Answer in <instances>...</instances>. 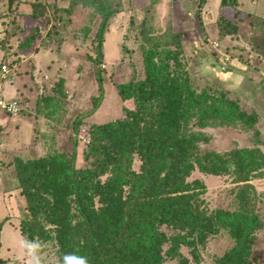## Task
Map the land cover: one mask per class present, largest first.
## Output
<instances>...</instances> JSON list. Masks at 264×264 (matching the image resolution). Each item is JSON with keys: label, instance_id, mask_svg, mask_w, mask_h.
Masks as SVG:
<instances>
[{"label": "rangeland", "instance_id": "374dc122", "mask_svg": "<svg viewBox=\"0 0 264 264\" xmlns=\"http://www.w3.org/2000/svg\"><path fill=\"white\" fill-rule=\"evenodd\" d=\"M74 1L19 0L10 6L15 5L14 9L7 7L6 0L0 1V100L14 99L19 106L16 115L0 109V220L5 218L0 221V264H73L50 225H38L47 233L45 238L36 236L28 242L21 235L26 203L16 179L17 167L55 153L68 160L79 116L83 118L76 165L82 166L89 126L120 118L125 109L135 107L132 99L121 98L118 85L144 76L142 20L146 32L179 33L181 63L198 89L224 90L255 116L252 127L235 123L203 128L206 141L201 149L224 153L229 171L194 170L186 178L202 181L200 200L208 211L240 209L249 213L250 220L241 229L220 228L203 242L196 237L190 245L180 246L181 258L166 257L162 263L222 264L220 259L235 245L234 232L236 250L242 242L248 244L243 264H264V27L258 28V22L246 16L249 12L264 17V0H238L236 8L245 14L242 29L225 37L218 36L214 22L221 15L231 23L236 18L234 10H219V0H204L202 6L199 0H112L121 6L117 5L119 11L104 31L100 64L104 97L92 112L93 98L99 92L93 42L100 16ZM33 4L44 13L31 16ZM33 33L31 45L22 47ZM140 163L135 157L134 170ZM164 226L162 230L169 235L171 230Z\"/></svg>", "mask_w": 264, "mask_h": 264}, {"label": "trees", "instance_id": "16d2710c", "mask_svg": "<svg viewBox=\"0 0 264 264\" xmlns=\"http://www.w3.org/2000/svg\"><path fill=\"white\" fill-rule=\"evenodd\" d=\"M18 2L6 0L9 9ZM74 2L93 8L100 16L93 42L99 92L93 98L92 112L104 97L100 70L104 31L121 2ZM198 3L202 6L204 0ZM238 3L219 0V10H234L236 19L231 23L227 16H218L214 22L218 36L241 31L245 14L236 8ZM32 6L31 16L44 13ZM252 15L246 12L258 22V28L264 27V17ZM143 22L140 50L144 76H133L118 85L121 98L132 99L135 107L125 109L120 118L89 126L82 166L76 165L77 134L83 118L79 116L68 160L55 153L17 167L16 179L26 203L21 235L28 242L36 236L45 238L47 233L37 228L43 223L50 225L53 237L73 264H80L81 258L86 264H164L166 257L181 258L180 246L190 245L194 238L203 242L220 228L241 229L250 220L249 213L240 209L233 213L208 211L201 205L202 181L188 182L186 178L194 170L207 174L229 171L224 153L201 149L200 144L206 141L202 129L235 123L252 127L254 113L242 109L224 90L198 89L181 63L179 33L146 32ZM34 38L33 33L21 46L29 47ZM135 157L141 161L138 170L132 166ZM234 169L236 172L237 166ZM238 193L242 194L241 190ZM163 224L171 230L169 235L162 230ZM232 233L235 245L220 260L222 264H243L247 241L236 250L238 239Z\"/></svg>", "mask_w": 264, "mask_h": 264}, {"label": "built area", "instance_id": "2783aa9c", "mask_svg": "<svg viewBox=\"0 0 264 264\" xmlns=\"http://www.w3.org/2000/svg\"><path fill=\"white\" fill-rule=\"evenodd\" d=\"M0 109L12 115H16L19 110L18 102L14 99L0 100Z\"/></svg>", "mask_w": 264, "mask_h": 264}, {"label": "clouds", "instance_id": "9594fccd", "mask_svg": "<svg viewBox=\"0 0 264 264\" xmlns=\"http://www.w3.org/2000/svg\"><path fill=\"white\" fill-rule=\"evenodd\" d=\"M29 247L31 248V245H29ZM80 264H86V261L83 258H81L80 259Z\"/></svg>", "mask_w": 264, "mask_h": 264}]
</instances>
